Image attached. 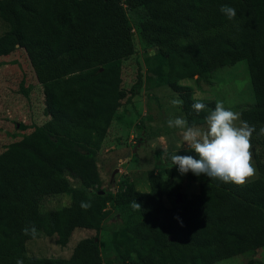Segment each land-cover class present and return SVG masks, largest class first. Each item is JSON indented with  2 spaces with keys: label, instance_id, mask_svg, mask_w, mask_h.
Masks as SVG:
<instances>
[{
  "label": "trees",
  "instance_id": "16d2710c",
  "mask_svg": "<svg viewBox=\"0 0 264 264\" xmlns=\"http://www.w3.org/2000/svg\"><path fill=\"white\" fill-rule=\"evenodd\" d=\"M224 5L236 9L234 20L220 12ZM128 11L142 13L139 38L156 51L127 91L123 65L137 51ZM0 19L6 26L0 57L25 51L49 117L0 154V264H104L96 237L79 241L69 258L30 255L27 243L56 236L65 248L77 229L99 231L109 204L123 218L110 264H217L264 248L260 156L258 177L243 186L189 171L198 186L192 196L183 193L170 161L162 162L166 178L147 172L148 192L125 177L113 194L103 189L99 168L120 109L152 82L183 100L190 125H205L216 102L196 99L181 82L211 85L216 71L247 60L255 102L240 111L241 120L264 127V0H0ZM193 103L207 109L197 114ZM64 198L66 205H45ZM134 200L140 210L131 207ZM33 226L36 238L23 234Z\"/></svg>",
  "mask_w": 264,
  "mask_h": 264
},
{
  "label": "rangeland",
  "instance_id": "374dc122",
  "mask_svg": "<svg viewBox=\"0 0 264 264\" xmlns=\"http://www.w3.org/2000/svg\"><path fill=\"white\" fill-rule=\"evenodd\" d=\"M141 14L128 11L135 27L137 51L123 65V87L127 91L137 81L140 72L146 74L145 58L156 51L147 47L139 38L136 27ZM5 31L6 26L0 19V35ZM211 82V85L201 82L199 86L195 80H184L181 84L192 87L196 99L220 101L233 111L240 112L255 102L247 60L216 71ZM173 99H178V95L169 86L156 87V82H152L141 90L132 104L123 105L120 109L122 117L112 124L104 147L99 153L103 189L114 194L119 189L121 180L127 177L137 183L140 191L147 192L149 170H154L166 178L168 175L162 162L168 163L172 154L198 156L194 150H188L182 138V130L169 128L167 125L169 119L184 118L181 106H173L170 103ZM44 110L42 86L37 81L25 51L19 49L10 56L0 57V154L9 144L31 132L34 125H41L49 120ZM125 110L128 113L124 112ZM255 128L256 132L251 139L253 145L251 151L256 168L255 155L264 161V136L258 135L260 126ZM168 165L174 169L175 179L183 185V193L192 196L198 192L197 184L192 183L188 173L181 175L177 166H171V163ZM257 177L258 171L249 181ZM67 203L68 200L64 198L59 203L57 200L47 201L45 205L47 208H54ZM108 211L110 214L99 231L77 229L65 248L57 244L56 236H42L27 243L29 254L39 258H69L79 241L87 237H96L104 264H110L115 256L112 235L122 225L123 218L110 204ZM252 259L264 263V248L255 254L236 256L217 264H248Z\"/></svg>",
  "mask_w": 264,
  "mask_h": 264
},
{
  "label": "clouds",
  "instance_id": "9594fccd",
  "mask_svg": "<svg viewBox=\"0 0 264 264\" xmlns=\"http://www.w3.org/2000/svg\"><path fill=\"white\" fill-rule=\"evenodd\" d=\"M220 12L229 20H234L237 15L236 9L228 5L221 6ZM170 103L173 106H182L184 102L181 99H173ZM191 107L197 114L207 109L204 103H193ZM167 125L169 128L181 129L188 150H194L199 157L197 159L192 155L172 154L171 166H177L181 175L191 171L196 176L204 174L210 179H218L224 183L232 182L240 186L256 175L251 151V139L256 128L241 120V113L226 108L223 102L218 101L214 108L208 109L205 127L190 125L183 117L169 119ZM258 135L264 136V127L259 129ZM91 206L90 202L81 203L84 210ZM131 207L134 210L141 209V205L135 200ZM23 234L36 238L38 231L34 226L25 227ZM16 264H23V260L18 259Z\"/></svg>",
  "mask_w": 264,
  "mask_h": 264
},
{
  "label": "water",
  "instance_id": "95a60500",
  "mask_svg": "<svg viewBox=\"0 0 264 264\" xmlns=\"http://www.w3.org/2000/svg\"><path fill=\"white\" fill-rule=\"evenodd\" d=\"M103 193H104V192H101V194H103ZM181 198H182V194L180 193V194H178V196H177V203H178V204L180 203Z\"/></svg>",
  "mask_w": 264,
  "mask_h": 264
},
{
  "label": "crops",
  "instance_id": "0c3cea01",
  "mask_svg": "<svg viewBox=\"0 0 264 264\" xmlns=\"http://www.w3.org/2000/svg\"><path fill=\"white\" fill-rule=\"evenodd\" d=\"M124 112H126V110H125ZM121 115H122V114H120V118L122 117ZM119 120H120V119H119ZM148 185H149V184H148ZM148 185H147V190H146L147 192L149 191V186H148ZM145 186H146V185H145Z\"/></svg>",
  "mask_w": 264,
  "mask_h": 264
}]
</instances>
